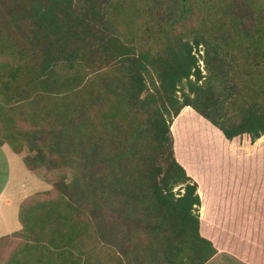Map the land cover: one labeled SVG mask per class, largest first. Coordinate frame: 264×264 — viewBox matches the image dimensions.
Returning <instances> with one entry per match:
<instances>
[{
	"label": "trees",
	"instance_id": "obj_1",
	"mask_svg": "<svg viewBox=\"0 0 264 264\" xmlns=\"http://www.w3.org/2000/svg\"><path fill=\"white\" fill-rule=\"evenodd\" d=\"M261 137L264 0H0V146L57 178L20 204L0 264H264V150L240 173L255 213L218 221L231 237L208 238L225 232L200 221L190 175L223 139Z\"/></svg>",
	"mask_w": 264,
	"mask_h": 264
},
{
	"label": "crops",
	"instance_id": "obj_2",
	"mask_svg": "<svg viewBox=\"0 0 264 264\" xmlns=\"http://www.w3.org/2000/svg\"><path fill=\"white\" fill-rule=\"evenodd\" d=\"M186 109L192 112L190 108ZM258 142L259 144L257 145ZM222 144V147H220L222 152L219 156H215V154L210 155L216 157L213 171H210L212 173L208 172L209 170L205 168V163L203 162V167L197 169V176L196 174H190L198 184L197 194L202 202L200 208L206 212L201 215L200 221L204 225L226 233L216 235L215 231H209L207 236L211 240L216 237L221 238L220 234L225 235L224 237L235 235L234 232L219 225L218 221H220V218H223L224 222L236 218L244 221V219L253 216L256 202L259 203L257 194L250 191L249 186L241 185L242 179H240V173L244 174L246 170H252V167L248 168L251 164L255 163L254 165H257L258 156L264 150V137L256 140L252 146L243 142L228 143L224 139L222 140ZM229 161H236L239 165V170L237 171L234 166H231ZM258 232L262 236L261 239H264V226ZM252 245L256 249H264V245L259 244V242Z\"/></svg>",
	"mask_w": 264,
	"mask_h": 264
},
{
	"label": "rangeland",
	"instance_id": "obj_3",
	"mask_svg": "<svg viewBox=\"0 0 264 264\" xmlns=\"http://www.w3.org/2000/svg\"><path fill=\"white\" fill-rule=\"evenodd\" d=\"M166 5H168L167 9L173 8V2H166ZM165 5V6H166ZM110 31L115 34L116 36L120 37L121 39L125 40V33L122 29L118 28L116 24L110 22L109 24ZM125 37V38H123ZM199 54H202L200 52ZM201 68L203 67L202 62H200ZM64 95L69 94L68 92H64ZM195 117L188 109H184L181 114L179 115L178 119H181L183 123L189 122L190 119ZM178 119H175L174 123L171 126V129L175 133V136L177 139L179 138L178 130L182 127V125H178L180 122H178ZM197 121V128H200L205 135H210L212 137H215L217 139V133L210 129L208 126H203V124ZM59 132L62 131L64 134V130L61 128L63 127V124L59 123L57 125ZM66 128H70L71 130H74L73 127H70L66 124ZM64 128V129H66ZM58 131V130H57ZM58 135V134H57ZM191 141L194 140L193 135H191ZM259 142L257 143V145ZM29 154L28 151H24L22 155H17L12 152L11 148L4 144L0 146V238L12 234L20 229V223L18 221V212L19 207L22 201L34 194H43L44 192H47L51 188V183L57 180L55 172H51L47 176V180H45L46 177H43V173H39L38 175L30 172L23 161V156ZM76 152H68L66 154V157L69 156L70 161L74 158H76ZM71 171L75 173L77 171V164L76 161H71ZM175 193L176 189L174 190ZM116 198V195L113 194V191L111 193H108L107 199L108 202H114ZM205 210H202L200 207L197 209V213L199 215V218H201ZM206 213V212H205ZM264 242V240H261ZM224 264H230L224 262Z\"/></svg>",
	"mask_w": 264,
	"mask_h": 264
}]
</instances>
